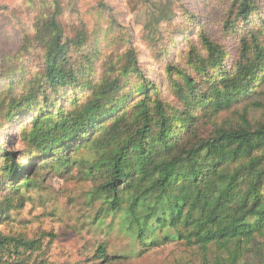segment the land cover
<instances>
[{"label": "trees", "instance_id": "16d2710c", "mask_svg": "<svg viewBox=\"0 0 264 264\" xmlns=\"http://www.w3.org/2000/svg\"><path fill=\"white\" fill-rule=\"evenodd\" d=\"M63 2L52 0L42 9L33 33L24 35L19 52L0 70L7 79L0 86L1 127L4 134L7 126L15 129L6 143L0 132V226L18 208L23 188L34 187L43 170L69 169L83 146L92 153L84 162L96 181L90 198L101 199L105 213H119L121 231L144 252L183 241L203 251L205 264H264V122L253 124L246 109L236 108L259 87L264 91V18L247 25L259 6L235 0L237 18L248 28L239 34L235 58L228 61L224 43L202 33V52L191 49L184 67L167 65L177 98L169 105L129 39L116 54L112 50L95 79L94 33L82 22L68 35ZM97 6L104 16L113 12L107 0ZM173 15L169 5L152 10L146 40L153 47ZM225 27L238 33L235 20ZM168 44L159 55H169ZM32 49L42 52L43 63L27 78L18 58ZM224 111L240 119L219 122ZM27 114L19 137L29 162L21 161L18 146L13 149L18 121ZM34 246L0 231V262ZM97 253L108 258L105 244Z\"/></svg>", "mask_w": 264, "mask_h": 264}, {"label": "rangeland", "instance_id": "374dc122", "mask_svg": "<svg viewBox=\"0 0 264 264\" xmlns=\"http://www.w3.org/2000/svg\"><path fill=\"white\" fill-rule=\"evenodd\" d=\"M43 1L0 0V70L4 69L5 60L19 52L24 35L33 33L38 14L51 6L52 0H45L49 1L46 7ZM63 1L65 11L62 21L67 34L71 35L72 25L82 22H87L89 31L94 33L95 40L91 46L97 49L99 56L93 64L95 79H99L111 62L112 50L116 54L129 39L138 51L146 76L155 82L160 97L169 105H177V98L171 89V78L167 75L168 64L184 67L191 49L202 52V33L224 43L229 52V61L236 57L240 48L239 34L245 33L247 28L245 22L237 18L239 7L235 0H107L113 6V12L108 16L100 14L98 0ZM253 2L259 9L253 13L252 22L247 24L249 26L257 25L259 16L264 18V0ZM163 5L171 6L174 15L162 27L159 45L153 47L146 40L150 29L146 25L152 10ZM233 20L238 33H228L225 27L227 22ZM166 44L169 55L164 57L163 54L159 55V51ZM42 63V52L36 49L18 58L21 75L27 78L41 69ZM3 84H7V79L0 77V86ZM262 89L259 87L251 97L236 106L238 110L248 111L253 124L264 122ZM30 117L27 114L18 121V145L13 146L14 150L18 146V151L22 152L21 161L26 162L30 160L27 155L29 150L19 137V127ZM239 119V113L230 111H224L218 117L219 122L227 123ZM1 122L0 132L3 131ZM7 130L10 136L3 131L4 143L15 131L13 125L7 126ZM74 157L75 163L69 169L61 172L43 170L36 176L38 183L34 187L23 188L18 197V208L10 213V218L0 226V231L29 242L35 241V246L31 249L21 247L17 258L6 256L0 264H205L203 251L183 241L144 252L145 248L136 245L130 236L121 231L119 213H105L102 211L103 201L90 198L96 181L89 174L90 169L84 159L92 158V153L82 146ZM97 215L104 217L103 225L94 222ZM103 226L106 228L102 229ZM101 244L106 246L107 259L100 258L97 253Z\"/></svg>", "mask_w": 264, "mask_h": 264}]
</instances>
